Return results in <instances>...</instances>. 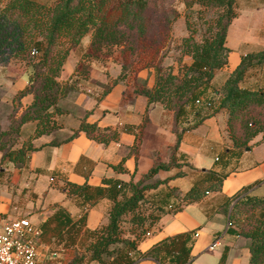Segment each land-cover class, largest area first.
<instances>
[{
	"label": "crops",
	"instance_id": "1",
	"mask_svg": "<svg viewBox=\"0 0 264 264\" xmlns=\"http://www.w3.org/2000/svg\"><path fill=\"white\" fill-rule=\"evenodd\" d=\"M260 8L261 12H256ZM237 11L226 34L227 64L214 72V87L223 83L242 55L264 47V0H237ZM183 20L178 25L174 23L175 37L186 36ZM89 40L90 35L85 36L74 48L78 60L67 67L66 59L60 74V83L70 87L58 102L64 110L56 115L60 126L50 134L31 137L35 123L23 124L15 147L30 144L33 150L28 151L19 167L0 152V222L27 217L39 225L60 206L73 219L84 217L85 229H96L108 220L111 200L107 190L111 184L136 182L154 164L168 163L173 157V165L156 172L154 178L161 183L147 195L156 199L174 188L182 196L193 186L201 195L195 201L182 203L177 211L164 212L138 242L137 250L143 254L169 237L189 232L191 264H218L222 257V264H248L247 239L232 230L236 227H228L227 213L233 204L228 203L244 192L264 197L262 135H256L248 147L236 149L227 135L224 111H201L198 115L189 111L178 126V147L172 149L176 141L172 112L160 103L148 104L143 94L134 92L133 77L129 75L112 83L121 72L119 49L108 60L91 61L89 78L73 75ZM28 70V66L20 67L14 62L0 66L1 101L11 103L16 93L25 88ZM147 75V70L137 73L139 78ZM153 82L154 77L149 75L148 85ZM243 84L264 87V63L248 74ZM207 93L213 92L208 89ZM31 100V95H25L21 103L26 106ZM82 118L100 128L116 130L117 138L104 144L83 131L69 138ZM7 124L6 118L4 126ZM75 186L85 188L75 190ZM176 203L172 194L166 208ZM216 238L219 244L209 248ZM49 246L39 245L40 264H49ZM134 264L158 263L142 257Z\"/></svg>",
	"mask_w": 264,
	"mask_h": 264
},
{
	"label": "trees",
	"instance_id": "2",
	"mask_svg": "<svg viewBox=\"0 0 264 264\" xmlns=\"http://www.w3.org/2000/svg\"><path fill=\"white\" fill-rule=\"evenodd\" d=\"M151 1L56 0L49 4L38 0H0V66L19 61L29 67L27 85L13 97L12 101L17 98L18 104L8 114L7 127L0 129L3 158L19 167L25 162L28 151L33 150L30 144L15 147L20 129L26 122L35 123L31 137L50 134L60 126L56 115L64 110L58 102L70 87L61 84L59 77L70 51L87 35H90L89 43L73 75L78 79L89 78L91 61L108 60L119 49L121 72L112 83L133 73L134 92L143 94L148 104L157 102L172 112V130L176 133L172 149L178 147L181 135L178 126L185 121L188 112L194 111L198 115L203 111L202 107H197V100L210 111L226 113V131L233 148L248 147L258 134L264 139V87L243 84L248 74L264 63V47L242 55L221 85L214 87L211 83L214 72L227 64L226 34L238 14L237 0L186 2L188 8L192 4L198 6L196 12L200 17L213 10L214 16L209 21L212 35L201 42L194 41L189 13L186 15L190 35L182 37L178 61L181 62V57L190 60H182L176 72L171 66L162 65L164 39L157 44H147L140 39L146 28L144 13ZM141 70L148 71L146 78L136 75ZM151 70L154 82L149 86ZM208 89H213L216 99L207 96ZM25 95H31L32 100L23 106L21 98ZM79 131L104 144L118 136L116 130L100 128L85 118L80 120L69 138ZM169 160L168 163L154 164L136 182L111 184L107 190L111 200L108 220L96 229H85L84 217L73 219L65 208L57 207L37 225L39 242L48 244L53 237H59L64 244L74 245L80 235L87 234L86 251L90 262L134 264L139 258L150 257L158 264H191L189 232L169 237L143 254L137 250L138 242L164 212L177 211L182 203L195 201L201 195L196 186L182 196L174 188L156 199L147 195L148 190L161 183L154 178L156 172L174 164L173 157ZM104 181L109 182L108 179ZM79 188L85 187L75 186V190ZM172 194L177 203L167 209ZM231 203L227 213L228 227H236L232 230L247 239L248 264H264V197L244 192L235 195L228 205ZM122 223L128 226L126 230ZM222 260L223 257L218 264H222Z\"/></svg>",
	"mask_w": 264,
	"mask_h": 264
},
{
	"label": "rangeland",
	"instance_id": "3",
	"mask_svg": "<svg viewBox=\"0 0 264 264\" xmlns=\"http://www.w3.org/2000/svg\"><path fill=\"white\" fill-rule=\"evenodd\" d=\"M38 1L53 4L56 0ZM186 2H191V0H152L149 4L148 9L144 13V21L146 24V28L144 29L143 36L140 38L147 44H157V41H159L160 39H164L162 42L164 47L161 50V53L163 54L162 65L164 67L171 66L175 72L178 71L180 64H182V60L189 61L190 59L188 57H181V62L178 61V49L179 44L182 41V37L179 38L174 36V23H176L177 21L178 25L180 19L183 18L184 20L182 23L184 24L186 35H190V31L187 30L185 23V17L189 13V20L191 23L190 27L191 30H193L192 38L194 39V41L201 42L205 38H210L212 35L209 30V21L214 16L213 10L207 12L206 14L200 17L196 12L198 6L196 4H192V6L188 8L186 7ZM257 6H259V4ZM256 12H261V8L258 9V11ZM85 41L86 38L82 41V44H84ZM77 60V50L73 49L69 53V56L67 58V67L73 66ZM13 62L17 64L20 63V67L25 65V63L23 62ZM133 75V73H129L130 77H133ZM149 75L154 77L153 70L150 71ZM210 90L213 93L208 95L207 90V96L210 98L216 97V94L214 93L213 89ZM1 95L2 91L0 90V129H4L7 127L4 126V122L6 121V118H8V114L11 109L17 106L18 100L16 98L15 101H12L11 103H6L4 101H1ZM196 105L199 108L202 107L204 112H210V109L202 105L201 102L196 103ZM122 226H124L125 230L128 227L124 223H122ZM47 243L50 245L49 251H47L48 253L46 252L47 255L51 257L47 258V263L49 264H60V262L62 264H89L90 262L87 259L88 251H86L87 234H83L82 236L80 235L74 245L64 244L63 241H60L59 237H53L52 239H50V241H47Z\"/></svg>",
	"mask_w": 264,
	"mask_h": 264
},
{
	"label": "built area",
	"instance_id": "4",
	"mask_svg": "<svg viewBox=\"0 0 264 264\" xmlns=\"http://www.w3.org/2000/svg\"><path fill=\"white\" fill-rule=\"evenodd\" d=\"M34 54L37 52L34 51ZM194 235L197 236L198 232ZM39 236V228L27 217L0 222V264H40ZM217 244H219L218 238L214 239L209 248L212 249Z\"/></svg>",
	"mask_w": 264,
	"mask_h": 264
}]
</instances>
